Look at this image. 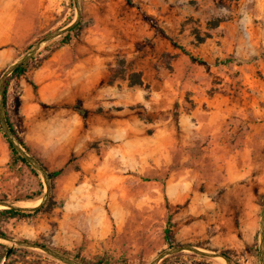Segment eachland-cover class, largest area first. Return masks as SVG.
Masks as SVG:
<instances>
[{"label": "rangeland", "instance_id": "rangeland-1", "mask_svg": "<svg viewBox=\"0 0 264 264\" xmlns=\"http://www.w3.org/2000/svg\"><path fill=\"white\" fill-rule=\"evenodd\" d=\"M79 5L72 41L42 44L24 75L7 77V112L27 151L51 172L63 168L51 180L53 208L3 222L7 237L90 264H150L183 245L261 264L264 0ZM77 14L75 0H0V79ZM49 62L64 83L43 101L32 72ZM37 193L43 174L15 160L0 123V201L35 206L41 198H27ZM0 243V264H66ZM158 264L227 262L185 250Z\"/></svg>", "mask_w": 264, "mask_h": 264}, {"label": "water", "instance_id": "water-1", "mask_svg": "<svg viewBox=\"0 0 264 264\" xmlns=\"http://www.w3.org/2000/svg\"><path fill=\"white\" fill-rule=\"evenodd\" d=\"M75 3L77 4V17L76 19L70 23L69 25H67L66 27L59 29L57 31H54L52 33H50L49 35L45 36L39 43H37L36 46H34L28 53H26L21 59H19L18 61H16L15 63H13L2 75L1 79H0V123L2 125V128L4 130V133L8 139V141L10 143H12V145H14V147L23 155V157L31 164L33 165L38 171H40L44 178H45V183H46V193L45 195L40 199V203L38 205L35 206H24V205H20L18 203L15 202H4V201H0V208L1 209H8V208H20V209H25V210H29V211H34L36 209H38L40 206H42L43 204H45L50 195H51V190H52V182L49 176V172L39 163V161L33 156L31 155L27 149L22 145V143L18 140V138L16 137V135L13 133V131L10 129L6 117H5V97H4V88H5V81L7 79V77L13 73V71L19 67L20 65L24 64L25 62H27L29 59H31L33 57V55L39 51V49L41 48L42 44H46L48 41L55 39L61 35H63L64 33H66L67 31L71 30L72 28H74L76 25H78L81 21V8L79 5V0H75ZM0 240L2 241H7V242H11L13 245H19V246H25V247H31V248H36V249H40L42 251H44L45 253L55 257L56 259H58L59 261H62L66 264H85L82 262H79L75 259H72L66 255H64L63 253H60L58 251H56L55 249L42 245V244H38V243H34V242H30V241H25V240H17V239H12V238H8V237H4L2 235H0ZM192 251L201 255H205V256H209V257H223L227 264H233L231 259L222 253H211L205 250H202L200 248H197L195 246L192 245H183V246H178L172 249H168L166 251H164L158 258H156L153 262H151L150 264H158L160 262V260H162L164 257L169 256L171 254L174 253H178L180 251ZM260 259H261V264H264V212L262 215V221H261V248H260Z\"/></svg>", "mask_w": 264, "mask_h": 264}, {"label": "trees", "instance_id": "trees-1", "mask_svg": "<svg viewBox=\"0 0 264 264\" xmlns=\"http://www.w3.org/2000/svg\"><path fill=\"white\" fill-rule=\"evenodd\" d=\"M80 29V23L78 25H76L74 28H72L71 30L67 31L66 33H64L61 37H60V45H66L69 44L75 33ZM54 42L53 40L50 41L48 44ZM33 46H29L28 50H30ZM182 49L185 52H188L187 49L185 47H182ZM189 53V52H188ZM34 58V56L32 57V59ZM29 62L30 60H28L27 62H25L24 64L20 65L19 67H17L13 73L10 75V77H20L22 75H24L27 70H28V66H29ZM7 84H8V78L5 81V88H4V97H5V117L7 120V123L10 127V129L13 131V133L16 135V137L18 138V140L22 143V145L30 151V148L28 145H26V143L22 140V138L18 135L12 121L11 118L7 112ZM36 86V85H35ZM9 146L10 149L13 153V157L15 158V160L17 161H21L23 163H25L26 165H28L31 170L33 172H35L36 174L38 173V171L36 170V168L31 165L24 157L23 155L14 147V145H12V143L9 142ZM41 165L49 172V176L50 179L53 181L55 178H57L58 176H60L63 172V168L59 169V170H55V171H49L48 168L46 166H44L42 163ZM40 198H42L41 194H35L33 196H30L27 198V200L29 201H34V200H39ZM56 203L52 202L51 199L49 201H47L45 204H43L42 206H40L38 209L34 210V211H29V210H25V209H20V208H8V209H0V235L7 237V233L2 229V223L3 222H7L10 219H19V218H31L36 216L37 214L41 213V212H45V211H49L53 208V206ZM172 228L173 225L172 223L168 222L167 227L165 229V239L166 241L170 244L171 247L175 246L174 245V241H173V235H172ZM43 245H48V244H44ZM0 247H6L5 244L0 243ZM57 251V248H55ZM63 252L65 255H68L74 259H77L78 261L82 262V263H87L90 264L88 262H86L85 259L81 258L78 254H76L75 256H72L71 254L65 252V251H60ZM13 253H15V249H13L11 251V253L8 255L7 258H9ZM95 264H108L104 259H101L99 261H97Z\"/></svg>", "mask_w": 264, "mask_h": 264}, {"label": "crops", "instance_id": "crops-1", "mask_svg": "<svg viewBox=\"0 0 264 264\" xmlns=\"http://www.w3.org/2000/svg\"><path fill=\"white\" fill-rule=\"evenodd\" d=\"M12 18L13 17H11V21H17V15H15L13 19ZM32 30L33 27H31V31ZM9 42L11 45H17L16 38L11 39ZM55 65L51 62L46 65L44 63L41 67L32 72L33 83L36 85V92L43 101H52L50 99L54 98L57 91L61 90L63 86L64 76L61 73V69Z\"/></svg>", "mask_w": 264, "mask_h": 264}, {"label": "bare ground", "instance_id": "bare-ground-1", "mask_svg": "<svg viewBox=\"0 0 264 264\" xmlns=\"http://www.w3.org/2000/svg\"><path fill=\"white\" fill-rule=\"evenodd\" d=\"M40 203V201L39 202H37V204L36 205H38ZM24 206H34L33 204H28V205H24Z\"/></svg>", "mask_w": 264, "mask_h": 264}]
</instances>
